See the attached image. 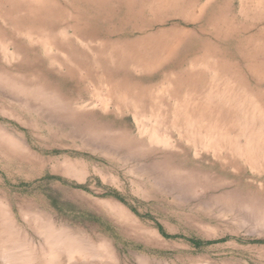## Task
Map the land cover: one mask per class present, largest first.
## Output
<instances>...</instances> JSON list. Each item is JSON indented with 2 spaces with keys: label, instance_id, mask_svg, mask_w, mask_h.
<instances>
[{
  "label": "rangeland",
  "instance_id": "1",
  "mask_svg": "<svg viewBox=\"0 0 264 264\" xmlns=\"http://www.w3.org/2000/svg\"><path fill=\"white\" fill-rule=\"evenodd\" d=\"M0 264H264V0H0Z\"/></svg>",
  "mask_w": 264,
  "mask_h": 264
},
{
  "label": "bare ground",
  "instance_id": "2",
  "mask_svg": "<svg viewBox=\"0 0 264 264\" xmlns=\"http://www.w3.org/2000/svg\"><path fill=\"white\" fill-rule=\"evenodd\" d=\"M106 211V210H105Z\"/></svg>",
  "mask_w": 264,
  "mask_h": 264
}]
</instances>
